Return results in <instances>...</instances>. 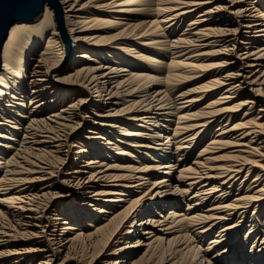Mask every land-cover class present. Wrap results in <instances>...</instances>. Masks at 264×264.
I'll list each match as a JSON object with an SVG mask.
<instances>
[{"label":"bare ground","instance_id":"6f19581e","mask_svg":"<svg viewBox=\"0 0 264 264\" xmlns=\"http://www.w3.org/2000/svg\"><path fill=\"white\" fill-rule=\"evenodd\" d=\"M263 120L264 0H0V264H264Z\"/></svg>","mask_w":264,"mask_h":264},{"label":"rangeland","instance_id":"374dc122","mask_svg":"<svg viewBox=\"0 0 264 264\" xmlns=\"http://www.w3.org/2000/svg\"><path fill=\"white\" fill-rule=\"evenodd\" d=\"M96 93H97L96 90H93L91 97L94 96ZM263 121H264V120H263ZM197 151H198V150H197ZM197 151L195 152L196 155H197ZM85 229H86V228H85ZM214 238H215V236H214V234H213V235H211V236L209 237L208 240L210 241V240H212V239H214ZM241 248H242V245H241ZM108 249H109V248H106L101 254H98V257L94 258L91 264H102V263L104 262V260H105V259H103V255H102V254H104V252H105L106 250H108ZM66 253H67V249H65V250L63 251V253L61 254V256H59L58 258L55 259L54 264H59V263H61V261H62V259H63V257L65 256ZM89 254H90V253H89ZM89 256H90V255H89ZM89 256H88L84 261H87V262L90 261L91 257H89Z\"/></svg>","mask_w":264,"mask_h":264}]
</instances>
